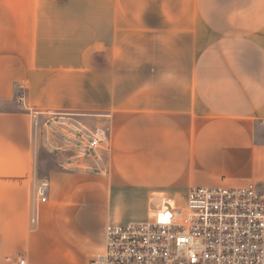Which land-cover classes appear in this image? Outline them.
<instances>
[{
    "label": "crops",
    "instance_id": "0c3cea01",
    "mask_svg": "<svg viewBox=\"0 0 264 264\" xmlns=\"http://www.w3.org/2000/svg\"><path fill=\"white\" fill-rule=\"evenodd\" d=\"M0 106V264H88L191 188L264 184V0H0Z\"/></svg>",
    "mask_w": 264,
    "mask_h": 264
},
{
    "label": "built area",
    "instance_id": "2783aa9c",
    "mask_svg": "<svg viewBox=\"0 0 264 264\" xmlns=\"http://www.w3.org/2000/svg\"><path fill=\"white\" fill-rule=\"evenodd\" d=\"M104 140L98 129L88 148ZM48 188L47 180L34 187L41 203ZM105 235V252L88 264H264V184L191 188L183 202L153 209L147 222L109 226Z\"/></svg>",
    "mask_w": 264,
    "mask_h": 264
},
{
    "label": "rangeland",
    "instance_id": "374dc122",
    "mask_svg": "<svg viewBox=\"0 0 264 264\" xmlns=\"http://www.w3.org/2000/svg\"><path fill=\"white\" fill-rule=\"evenodd\" d=\"M2 108H3V107L0 106V109H2ZM108 138H109V132L106 131V132H105V140H104L106 143H107V141H108Z\"/></svg>",
    "mask_w": 264,
    "mask_h": 264
}]
</instances>
